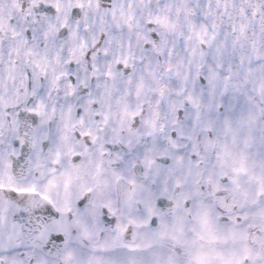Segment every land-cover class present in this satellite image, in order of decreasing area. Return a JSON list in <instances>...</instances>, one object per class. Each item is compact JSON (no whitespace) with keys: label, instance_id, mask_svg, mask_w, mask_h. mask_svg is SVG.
Instances as JSON below:
<instances>
[{"label":"snow or ice","instance_id":"snow-or-ice-1","mask_svg":"<svg viewBox=\"0 0 264 264\" xmlns=\"http://www.w3.org/2000/svg\"><path fill=\"white\" fill-rule=\"evenodd\" d=\"M0 264H264V0H0Z\"/></svg>","mask_w":264,"mask_h":264}]
</instances>
